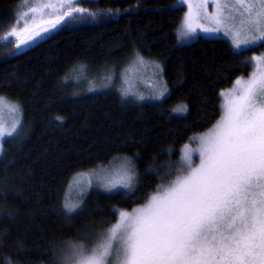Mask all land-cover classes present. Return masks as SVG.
<instances>
[{
    "label": "trees",
    "instance_id": "16d2710c",
    "mask_svg": "<svg viewBox=\"0 0 264 264\" xmlns=\"http://www.w3.org/2000/svg\"><path fill=\"white\" fill-rule=\"evenodd\" d=\"M21 2L0 0V41L15 26ZM175 2L79 0L74 7L83 13L66 17L23 53L15 43L0 46V96L20 104L26 132L17 144L6 141L0 158V264H60L71 243L94 244L119 212L174 180L175 167L161 177L221 118V93L253 68L249 50L220 38L180 43L185 7ZM136 55L160 65L163 99L87 91L82 74L85 81L103 70L115 75ZM80 66L84 71H72ZM181 106L186 111H174ZM121 157L135 162L133 189L91 187L69 213L73 177Z\"/></svg>",
    "mask_w": 264,
    "mask_h": 264
},
{
    "label": "snow or ice",
    "instance_id": "6c2138e0",
    "mask_svg": "<svg viewBox=\"0 0 264 264\" xmlns=\"http://www.w3.org/2000/svg\"><path fill=\"white\" fill-rule=\"evenodd\" d=\"M17 13L15 26L0 46L15 43L17 53L31 48L56 29L65 17L83 13L68 0L71 10L60 11L52 3H30ZM78 2V0H76ZM216 12L211 16L207 4ZM189 8L178 28V40L194 37L197 30L210 34L223 31L239 50L264 41V0H181ZM49 8L55 19L45 27L19 28V17L29 13L43 15ZM194 9V10H193ZM209 20L215 26L200 23ZM19 28V30H18ZM264 62V57L257 58ZM140 64L143 58L137 57ZM250 63V62H249ZM159 69V65H155ZM72 71H84V66ZM111 79V77H108ZM166 89L159 92L163 99ZM124 95L133 94L124 89ZM222 115L216 125L198 139V163L193 150L184 146L181 162L161 177L174 180L158 186L147 203L132 213L119 212V220L94 246H73L61 259L73 264H264V72L247 80L237 79L232 89L222 92ZM143 99V96H140ZM19 113L18 105L0 97V109ZM186 111L185 106L175 109ZM17 120L7 135L16 131ZM5 135L0 127V139ZM93 179L108 191L121 187L133 189L136 173L132 161L124 159L112 169L79 173L73 177L79 199L66 196L65 209L80 207L82 194ZM11 264V261L8 262Z\"/></svg>",
    "mask_w": 264,
    "mask_h": 264
},
{
    "label": "rangeland",
    "instance_id": "374dc122",
    "mask_svg": "<svg viewBox=\"0 0 264 264\" xmlns=\"http://www.w3.org/2000/svg\"><path fill=\"white\" fill-rule=\"evenodd\" d=\"M41 2L52 3L53 5L56 6V8L60 9V11H64L68 7L69 8L71 7L68 3V0H30V3H41ZM198 2H199V0H191V3L193 5H196ZM72 3L75 4L77 2H76V0H72ZM175 3H176L177 7H179V6L185 7V15H184V18H185L189 12L188 5L181 3V0H176ZM25 7L26 6L23 4V2H21L16 7V9H18L20 12L21 10H24ZM207 12L210 16L216 12V8H215L213 3L209 2L207 4ZM55 17H56V13L52 9L45 8V9H43V15H41V13H37V14L29 13V17H27V18L20 16L19 17V28H23L25 26V23H27V26L29 28H32L34 25H41V27L49 26L43 22H46L50 19H55ZM65 18H64V20H65ZM183 19H182V21H183ZM182 21H181V23H182ZM181 23H180V25H181ZM200 23L207 25V26H215L209 20H201ZM19 28H18V30H19ZM57 28L52 30L51 33L56 31ZM203 37L213 38V39L214 38H220V39H224V40L226 39L231 43V45H233L231 37L225 36L223 34V31H221L220 33L206 34V33L199 31V29L197 30V34L194 37H189V38L182 40V41L179 40V42L184 43V44H189V43H192V41L197 40L198 38H203ZM233 47H234V45H233ZM234 49L236 51H239V52H242V51L247 52L249 50V54H248L249 60H250L251 65L253 67L251 72L249 73V75L238 77V79L242 78L244 80H247V79L251 78L253 76V74L258 75L259 73L264 72V62H261L260 60L257 59L260 57H264V41H257L255 44L248 46V47H245L242 45V47L239 50H237L235 47H234ZM137 57H138V55H136V57L133 58L131 60V62L126 65V67L124 69L120 70L119 71L120 73L118 72L115 75L113 73L107 72L106 70H103V71H99V73H100L99 77L93 76L89 79L86 78L87 81H85L84 79H85L86 73H85V75L81 73L82 75L80 76V78L82 77V80L86 85L87 91H93V89L101 90V91L114 89L115 91L119 90L121 95H123V97L125 99L132 98V99H137V100L139 99L140 100L141 99L140 96H143L144 97L143 99H147L149 97L151 99H153V98L158 99L159 92L166 88L165 83H163V79L161 76L162 70H160V65H159V69H156L155 68V65L157 64L156 62L153 63L150 61H145L144 59H143L144 64H140L139 61L137 60ZM109 74H112V75H109ZM108 77H111V79H108ZM234 85H235V83L232 86L228 87L223 92H226V91L232 89L234 87ZM124 89H131V92L133 94L124 95L123 94ZM0 97L6 98V100L8 102H10L11 104L18 105V107H19V113L11 112L7 108L0 109V127H3L4 132H5V135L3 136V138L0 139V158H1L4 151L6 150L5 142L7 140H10L14 144H17L20 140H22L24 138V136L26 135V132H24L25 121L23 119V110H22L20 104L17 101L13 102L11 99H8L5 95L0 96ZM143 99H141V100H143ZM159 100H160V98H159ZM222 101L224 103V97L223 96H222ZM17 120L19 121V123L17 124L16 131L13 132V134L11 136L7 135V132L12 129L13 124ZM213 127H211L209 130H207V132L210 131ZM197 147H198V139H197L196 143L189 144V148L193 150V157H194L195 163H198V153L195 152V149ZM183 150H182V154L180 156V162H181V157L183 155ZM125 158L126 157H121V158H118V160H115L112 163H109L108 165L97 166L96 168L88 169V170L82 171L80 173H93L94 171L99 172V171H104L106 169H112L115 167L116 164H118L120 161L124 160ZM126 159L132 161V164L134 166L135 173H136V180H137L138 172H136L135 162L131 158L130 159L126 158ZM77 174H79V173H77ZM77 174L75 175V177L77 176ZM72 183H73V180L71 181L70 184H72ZM91 187L102 188L104 191H106L108 193L109 192H117L120 190H126L127 189V188L117 187V188L112 189L111 191H108L105 187H103L102 185H99L95 181V179H93V184ZM91 187H88L87 190L90 189ZM86 191L84 193H86ZM67 196L71 197L74 200L80 198V196L77 194V192L75 191L74 188H69ZM146 203L147 202H145L143 205L135 207L134 209H132V211H126V212L132 213L135 209L143 207ZM112 226H114V225H112ZM112 226H110V228ZM107 232H108V230L106 231V233H104L102 235V237L107 235ZM102 237H100V239ZM98 240H96V241H98ZM94 244L89 245V247H88L87 245H85L84 242H82V243L77 242V244L71 243L70 245H68L66 247L65 250L62 251V258L65 257V254L73 246H81L82 245V246L90 248V247L94 246ZM64 264H73V262L69 259H64Z\"/></svg>",
    "mask_w": 264,
    "mask_h": 264
},
{
    "label": "bare ground",
    "instance_id": "6f19581e",
    "mask_svg": "<svg viewBox=\"0 0 264 264\" xmlns=\"http://www.w3.org/2000/svg\"><path fill=\"white\" fill-rule=\"evenodd\" d=\"M64 22V21H63Z\"/></svg>",
    "mask_w": 264,
    "mask_h": 264
}]
</instances>
